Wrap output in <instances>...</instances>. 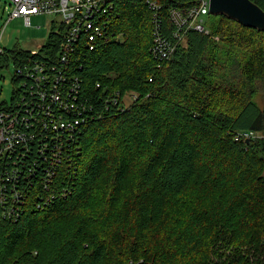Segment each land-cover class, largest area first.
Listing matches in <instances>:
<instances>
[{
    "label": "trees",
    "instance_id": "trees-1",
    "mask_svg": "<svg viewBox=\"0 0 264 264\" xmlns=\"http://www.w3.org/2000/svg\"><path fill=\"white\" fill-rule=\"evenodd\" d=\"M200 1L109 0L101 36L73 46L66 82L83 121L48 191L25 181L42 163V142L29 145L22 212L0 216V264H264V32L208 15V35L152 53L154 30L173 42L171 13ZM63 39L52 23L38 53L1 64L55 63ZM114 92L135 100L108 105Z\"/></svg>",
    "mask_w": 264,
    "mask_h": 264
},
{
    "label": "built area",
    "instance_id": "built-area-1",
    "mask_svg": "<svg viewBox=\"0 0 264 264\" xmlns=\"http://www.w3.org/2000/svg\"><path fill=\"white\" fill-rule=\"evenodd\" d=\"M109 0H10L11 12L0 32V43L5 27L13 20L21 18L24 25L31 26V17L46 16L58 19L52 21L64 28V39L59 48L55 63L41 60L27 61L15 66V78L18 86L11 106L0 107V216L3 219L17 222L27 198L22 191V174L28 155L35 141H41L36 149L40 164L35 160L36 169L30 170L27 183H39L47 190V184L55 179L57 167L68 151L65 141H72L77 127L83 121L75 115L77 87H68L65 66L73 57V46L81 39L92 46L101 36V27L97 22L110 10ZM209 0L200 1L184 16L177 11L171 13L174 29L171 33L173 42L163 39L158 32H153L152 49L154 56L166 59L175 49L174 41L181 42L188 30L208 35L205 22L209 14ZM107 20V19H106ZM6 52L0 46V69L9 68L11 60L1 64ZM100 87V85H97ZM120 94L114 92L108 105L117 106ZM135 96L126 95L121 107H129ZM120 104V103H119ZM36 131L43 134L37 140ZM255 134L245 132L242 138L250 139ZM42 164V166H41ZM44 164L48 167L43 168ZM71 165L69 164V167ZM43 168L45 177L39 170ZM42 194L36 192L35 207L41 210ZM132 264V263H130Z\"/></svg>",
    "mask_w": 264,
    "mask_h": 264
},
{
    "label": "rangeland",
    "instance_id": "rangeland-1",
    "mask_svg": "<svg viewBox=\"0 0 264 264\" xmlns=\"http://www.w3.org/2000/svg\"><path fill=\"white\" fill-rule=\"evenodd\" d=\"M10 0H0V32L6 24L11 8ZM46 16L31 17V26L27 27L21 18L13 19L4 29L0 46L6 52L21 51L38 53L45 45L51 31L52 21ZM9 68L0 69V107L11 106L18 88L14 82L15 67L12 62Z\"/></svg>",
    "mask_w": 264,
    "mask_h": 264
},
{
    "label": "water",
    "instance_id": "water-1",
    "mask_svg": "<svg viewBox=\"0 0 264 264\" xmlns=\"http://www.w3.org/2000/svg\"><path fill=\"white\" fill-rule=\"evenodd\" d=\"M210 16L224 15L243 27L264 32V11L251 0H209Z\"/></svg>",
    "mask_w": 264,
    "mask_h": 264
}]
</instances>
